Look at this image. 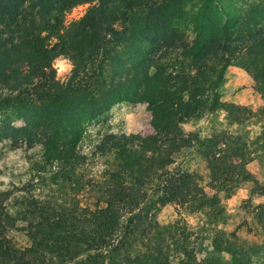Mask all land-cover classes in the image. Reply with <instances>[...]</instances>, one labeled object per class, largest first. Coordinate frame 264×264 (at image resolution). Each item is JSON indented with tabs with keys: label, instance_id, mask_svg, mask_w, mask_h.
<instances>
[{
	"label": "trees",
	"instance_id": "obj_1",
	"mask_svg": "<svg viewBox=\"0 0 264 264\" xmlns=\"http://www.w3.org/2000/svg\"><path fill=\"white\" fill-rule=\"evenodd\" d=\"M251 2L239 17L218 0H0V104L7 108L0 109V142L39 147L53 176L70 180L83 159L76 146L85 124L114 104H144L152 130L103 136L95 150L110 159L102 180L89 183L93 209L29 194L40 174L0 192V264H170L172 255L177 264H202L185 229L158 225L154 215L170 203L216 207L214 195L196 197L194 174L169 166L191 145L182 124L218 110L228 126L254 117L217 93L233 63L264 89V0ZM84 4L79 18L65 20ZM57 57L72 66L64 83L55 80ZM196 151L210 189L227 197L249 182L264 197V183L244 169L241 135L214 133ZM257 219L264 233V217ZM12 230L24 233L25 247L14 246Z\"/></svg>",
	"mask_w": 264,
	"mask_h": 264
},
{
	"label": "rangeland",
	"instance_id": "obj_2",
	"mask_svg": "<svg viewBox=\"0 0 264 264\" xmlns=\"http://www.w3.org/2000/svg\"><path fill=\"white\" fill-rule=\"evenodd\" d=\"M223 8L229 9L234 15H243L252 0H218ZM254 3L257 0H253ZM87 4L73 8L65 17L67 22L79 18ZM187 37L192 34L187 30ZM55 80L64 83L69 77L71 63L63 57L52 61ZM220 101L246 106L255 112L248 122L241 126H228L222 110L205 114L199 119L190 120L181 125L185 136L190 137L191 145L183 148L175 155L169 171L173 173L187 172L195 175L200 186L198 199L215 196L216 207H204L197 210L195 203H170L158 207L154 219L158 225L165 226L177 223L188 234V242L196 260L202 264H264V233L258 217H264V197L253 190L249 182H240L231 195L225 197L223 192H215L207 186L208 173L205 163L196 151L198 141L210 135L229 131L241 135L242 144L246 147L248 158L244 165L258 184L264 183V89L254 86L245 67L233 63L223 74V81L217 89ZM8 107V106H7ZM7 109L0 104V109ZM9 108V107H8ZM150 115L144 104L117 103L101 116L85 124L82 137L76 151L83 159L74 167V178L70 180L61 172L53 176L55 170L43 165L39 147L26 148L24 145L12 147L7 140L0 142V192L19 188L28 184L35 174H40L41 183L33 180L29 194L40 198L52 197L57 203L77 209H93L96 193L90 188V182L102 180L105 164L110 154L99 153L96 146L103 136L112 134L149 135ZM21 123L15 121L12 126ZM43 167V168H39ZM77 180V181H76ZM75 181L78 183L75 184ZM151 190H147L148 200ZM203 196V197H201ZM153 211V210H151ZM9 238L17 248L28 244L24 233L10 231ZM85 253L78 257L81 262L91 255ZM170 264H177L175 255L170 257Z\"/></svg>",
	"mask_w": 264,
	"mask_h": 264
}]
</instances>
